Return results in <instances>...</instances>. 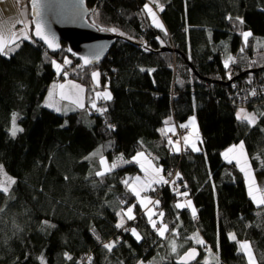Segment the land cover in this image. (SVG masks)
<instances>
[{"label":"trees","instance_id":"1","mask_svg":"<svg viewBox=\"0 0 264 264\" xmlns=\"http://www.w3.org/2000/svg\"><path fill=\"white\" fill-rule=\"evenodd\" d=\"M85 1L95 7L89 23L117 36L96 66L100 86L91 82V67L65 43L50 50L33 39L21 40L19 48L0 56V164L16 181L7 194L0 192V264H176L190 248L199 251L194 264H247L237 241L250 242L257 264H264V206L250 200L244 174L222 155L243 141L255 181L264 186V0H159L163 29L143 11L148 0ZM244 31L252 33L246 47ZM161 43L168 50H161ZM229 56L235 62L225 68ZM65 58L71 63L57 74L51 61L61 64ZM65 71L85 85L86 104L63 114L43 101L55 79L66 78ZM105 90L112 95L109 101L95 95ZM93 102L108 111L101 115ZM241 108L255 113L254 126L237 120ZM13 114L23 129L15 137ZM191 117L201 136L199 152L183 142L188 128L179 133ZM168 119L174 134L161 131ZM169 139L179 141V152ZM137 152L160 166L165 179L179 172V190L187 185L181 192L188 196L180 199L167 184L148 192L159 197L164 212L169 231L163 239L122 183L140 173L135 163L95 175L101 157L113 161L123 154L131 160ZM92 153L97 155L86 160ZM189 200L191 208L174 207ZM130 204L136 205V219L124 217V227L136 228L140 241L115 227L116 213ZM194 234L205 244L189 239ZM112 241L109 252L103 244Z\"/></svg>","mask_w":264,"mask_h":264},{"label":"snow or ice","instance_id":"2","mask_svg":"<svg viewBox=\"0 0 264 264\" xmlns=\"http://www.w3.org/2000/svg\"><path fill=\"white\" fill-rule=\"evenodd\" d=\"M33 2L35 3V0H33ZM153 3L156 5L159 11H163V6L159 4V0H148V2L144 3L143 5V11L147 13L148 17H150L154 26H156L157 28L163 29L164 28L163 24L159 21L156 15V12L150 6V4H153ZM228 19L231 20L233 18L229 16ZM235 19L238 20L240 24L244 23V20L242 17H236ZM18 23H20V21H18ZM107 31L116 32L117 29L110 28V29H107ZM34 36L38 38L39 40H42L50 49H55L56 47H58V45L55 44L54 40L45 34L43 26L39 22L35 24ZM242 36H243L244 45L246 47L248 45V38L252 36V33L251 31H244L242 32ZM21 37L23 40L30 39V37L26 34L24 28H21L19 30V35L13 32L10 40H6L4 35L0 33V56L7 55L8 52L14 51V48L12 47V45H15V48H19L20 45L16 41L17 39ZM241 51H243V48L241 49ZM45 55H47V53H45ZM230 61L233 63L235 62L233 58L229 56L228 59L225 60L224 62L225 68H228ZM51 63L53 67L55 68L56 72L58 74H61L62 72L61 64L57 63L55 60H52ZM70 63L71 61H69L67 58L64 59L65 65L70 64ZM84 63L85 65H87L88 63H90V61L88 59H84ZM140 71H145V69L141 68ZM148 71H154V70H148ZM62 74L65 77L67 76L66 71L63 72ZM91 76H92L93 81L98 84L100 73L93 71L91 73ZM229 78H231V76H229ZM250 82L251 81H249V83ZM57 87L61 90L59 94L61 100H70V102L74 104L77 108L83 109L85 107L82 96H81V93H83L84 89L80 85L72 84V88L76 90L74 96L63 91V89L65 88L64 84H59L57 85ZM256 94H257L256 89H252L250 95L255 96ZM52 95L53 93L50 92L49 97H51ZM95 95L97 98H102L105 101H109L112 99L111 93L107 90L103 92H96ZM45 106L49 108H53L57 112L61 111L59 107L55 106L50 101L46 103ZM91 107L94 108L96 111H98L101 115H103L105 112L108 111L106 107L97 108L95 102L92 103ZM260 115L264 116V113H260ZM16 118H17L16 114H13V117H12L13 123H12V128L10 130V134L13 137H15L18 132L23 131L22 128H19L16 126L15 124ZM236 118L237 120L241 122L246 121L249 126H254L256 124V116L252 113H247L244 109H240L239 111H237ZM189 123L194 124L195 118L191 117L189 120ZM106 127L114 131L116 126L114 124L106 122ZM180 127L187 128L188 125L181 124ZM161 131L165 133L172 132L173 134L175 132L173 128L162 129ZM183 142L186 146L191 147V151L193 152L200 151V148L197 147L195 143H190L189 136L187 135L184 136ZM200 142L202 143V141ZM168 144L172 145L173 150L175 152L180 151V147L178 146L179 141H173L172 139H169ZM95 155H97V153H92L90 154V156L85 157V159L86 160L90 159L91 156H95ZM222 155L224 156V158L227 160L229 164L235 161V163L239 166L240 171L244 174L246 185H247V194L250 200L258 207L264 206V186L257 185L255 181V178L253 175V169L251 168V165L248 163V158L245 152L244 142L241 141L239 144L229 147L224 153H222ZM132 162H135L140 165L141 170L145 173V176L148 177V179L142 181L141 178L137 176L134 178V180L131 183L128 180H124L122 181V183H124L125 186L128 188V190L136 197L137 202L139 203L141 208L145 210V215L148 217V223L151 225V227L156 232V234L160 238L163 239L165 237V234L169 231L168 225L164 223L162 219L158 221L157 219H153V217L158 216L159 218H162L164 216V212L161 211L159 213H155L152 211L151 208L148 207V205L150 204L158 206L159 200H152L151 197L142 196L141 194L147 190L155 191V189L152 187L154 184H168L170 182L172 184H175V181H169L165 179V177L161 175L162 170L158 167H154L150 160L145 159L143 152H137L136 155L132 157V160H125L123 154H121L120 156L116 158L114 162L111 163L110 166H108L104 158L101 157L100 164L104 166V170L97 171L95 175L103 176L105 175V173H110L112 170L117 168L120 165V163H132ZM0 173H3L4 176L6 177L5 180L0 181V192L7 194L9 192V188L11 187V185L15 184L16 181L12 177L8 176L7 173L4 172V166L2 164H0ZM172 175L173 173H168V176H172ZM175 176L177 178H182L179 172L175 173ZM65 179H67V177H65ZM184 186L187 187L186 184ZM177 194L180 196H185V197L188 196V192L186 191L178 192ZM125 203L126 201H123V200L121 201L122 205ZM135 207H136L135 204H130L127 206L126 209L122 208L120 212H117L116 215L120 217V220L116 223L115 227L118 229L124 228V230L126 232H130L131 235L134 236L137 241H140L142 237L137 232L136 228L133 227L129 229V228L124 227L125 226L124 217H126L127 220L129 221L136 219V216L134 214ZM174 207L176 209H184L186 207L191 208L192 204L190 200L187 201L186 203H182L178 201ZM192 216L194 219L196 218V210L194 208L192 209ZM43 223L45 225H48L49 222L43 221ZM51 227H55V225H51ZM228 238L230 240L236 241V236L234 233H229ZM97 239H99V237H97ZM189 239H195L196 242L200 245L205 244V241L203 239H199L198 236H196L195 234L192 237H189ZM237 243H238L237 251L239 253H242L247 258V264H257L256 258L253 254L251 243L248 241H243V242L237 241ZM115 244H116V241H112V242L104 243L103 247L106 248L109 252H111L112 249L115 247ZM172 251L173 252L176 251L175 246L172 247ZM218 251H219V245H217V252ZM197 255H198L197 250L194 248H190L180 257V259L177 261V264H190V261L195 260ZM65 256L68 259H71V256H69L67 253H65ZM90 259L91 257H89V260Z\"/></svg>","mask_w":264,"mask_h":264},{"label":"water","instance_id":"3","mask_svg":"<svg viewBox=\"0 0 264 264\" xmlns=\"http://www.w3.org/2000/svg\"><path fill=\"white\" fill-rule=\"evenodd\" d=\"M29 7L33 40L48 48L42 40L34 36L35 24L39 22L45 34L58 45L55 49H48L57 50L62 43H65L69 53L84 67L95 66L103 61L117 38L111 33L98 30L89 23L87 17L95 7L88 8L85 0H35V3L29 0ZM161 50H168V48L161 43ZM84 59H88L90 63L85 65ZM196 250L198 255L195 260L190 261V264L198 260L199 251Z\"/></svg>","mask_w":264,"mask_h":264},{"label":"rangeland","instance_id":"4","mask_svg":"<svg viewBox=\"0 0 264 264\" xmlns=\"http://www.w3.org/2000/svg\"><path fill=\"white\" fill-rule=\"evenodd\" d=\"M27 1V0H26ZM19 5H18V8L19 9H26L27 10V13H26V16H27V14H28V11H29V2L27 1V3H18ZM150 6L153 8V10L156 12V15H157V17H158V19H159V21L161 22V20H160V18H159V10L157 9V7H156V5L153 3V4H150ZM151 23H152V21H151ZM162 23V22H161ZM153 24V23H152ZM28 33H31V31H32V23H31V17H29V14H28V19H27V30H26ZM17 34H19V32L17 33ZM4 35V37H6V33H4L3 34ZM138 43H139V45L140 46H142L143 47V43H144V41L143 40H138L137 41ZM17 43H19V42H17ZM167 43V42H166ZM169 45H172L171 43H168ZM263 45H264V42H263ZM168 46V45H167ZM12 47L14 48V50L16 49L15 48V45H12ZM13 51H11V52H8L9 54L10 53H12ZM55 60V59H54ZM56 61V60H55ZM58 63V62H57ZM60 64V63H59ZM61 66H66L65 64H64V62H62L61 63ZM97 65H95V66H90L91 68V73L93 72V71H96V72H98V73H100V70H99V68L98 67H96ZM88 67V66H87ZM86 67V68H87ZM70 69V68H69ZM71 70H73L72 68H71ZM58 74V73H57ZM91 82L93 83V85L94 86H96V87H98V86H100L101 85V76H99V82H98V84L96 83V82H94L93 81V79H92V76H91ZM59 84H64L65 85V88L63 89V91L64 92H66V93H68V94H70V95H75V92H76V90L75 89H73L72 88V84H77V85H80L83 89H84V91H83V93H81V96H82V99H83V101L85 100L86 101V87H85V85L84 84H82V82L81 81H79V80H75L73 77H68V76H66V78H64V79H61V80H59V78H56L55 79V81L51 84V86H50V88H49V90H48V92H47V94H46V96H45V98H44V101H43V105L45 106V104L46 103H48L49 101L50 102H52L55 106H57V107H59L60 109H62V110H64L62 113L63 114H66V113H68L69 111H67V110H69V109H67V108H71L69 105H68V103L69 104H71L72 105V103L70 102V100H61L60 99V89L57 87V85H59ZM58 90H59V92H58ZM50 92H52L53 93V95L51 96V97H49V93ZM86 103L84 102V105H85ZM241 109H243V108H241ZM66 110V111H65ZM240 109H238L237 111H239ZM247 113H252V114H254L255 115V113L253 112V111H250V110H248V109H244ZM237 113V112H236ZM195 118V117H194ZM190 120V119H189ZM189 120L185 123V124H187L188 125V133L187 134H185L184 136H189V141H190V143H195L196 144V146L197 147H199V145H200V141H201V136H200V134H199V129H198V125H197V122H196V119H195V123L194 124H192V123H189ZM246 122V121H245ZM17 126V125H16ZM18 127V126H17ZM167 128H173L174 130H175V126H174V124L171 122V120L170 119H168V121H167V123L165 124V129H167ZM183 136V137H184ZM173 140H174V138H173ZM226 151V150H225ZM224 151V152H225ZM144 158L145 159H147V160H150L145 154H144ZM104 160L106 161V164L108 165V166H110L111 165V163L112 162H114L115 160H113V161H109L108 159H105L104 158ZM132 160V159H131ZM151 162H152V164H153V166L154 167H158V168H160L161 169V167L160 166H158V165H156L155 164V162L154 161H152V160H150ZM133 163H135V162H133ZM123 164H125V163H120V165L119 166H121V165H123ZM138 167H139V169H140V173H138V174H136V175H134V176H131V175H127L126 176V179L131 183L133 180H134V178L135 177H137V176H139L140 178H141V180L143 181V180H146V179H148V177H146L145 176V173L141 170V168H140V165L139 164H137V163H135ZM118 166V167H119ZM104 170V166H102L101 167V171H103ZM162 170V169H161ZM161 175H163L164 176V173H163V171H161ZM6 179V177L4 176V174L3 173H0V181H3V180H5ZM167 180H168V177H167ZM156 185H160V184H154L152 187H154V186H156ZM150 190H147V191H145V192H143L141 195H144V196H147V197H151L152 198V200H158L156 197H152V196H150V195H148V192H149ZM152 191V190H151ZM136 201H137V199H136ZM148 207L149 208H151L152 209V211L153 212H155V213H159L160 211H159V209H158V206L157 205H152V204H150V205H148ZM153 219H157L158 221L160 220V219H162V218H159L158 216H154L153 217ZM173 246H175L176 248H177V242L175 241V240H173L172 242H171V249H172V247ZM208 259H209V256L206 258V260L208 261ZM139 264H150L149 262H141V263H139Z\"/></svg>","mask_w":264,"mask_h":264},{"label":"crops","instance_id":"5","mask_svg":"<svg viewBox=\"0 0 264 264\" xmlns=\"http://www.w3.org/2000/svg\"><path fill=\"white\" fill-rule=\"evenodd\" d=\"M27 1L26 0H0V33H2V34L6 33V37H5L6 40H10L12 33L13 32L18 33L21 28L25 29L26 34L30 37L29 40L33 39L32 34L28 33L26 31L27 30V19H28L29 11H28V14L26 16L27 10L18 8L19 2L20 3H27ZM18 21H20V23H18ZM25 25H26V27H25ZM21 40H23L22 37L17 39L16 42H19ZM58 92H59V90H58ZM69 106L71 107V108H67V109H69V110H67L69 112L78 109L74 104H72V105L70 104ZM47 108H49V107H47ZM50 109L54 110L53 108H50ZM63 111L64 110L61 109V111L58 113H62ZM172 123H173V121H172ZM188 147H190V146H188ZM233 162L235 163V161H233Z\"/></svg>","mask_w":264,"mask_h":264},{"label":"built area","instance_id":"6","mask_svg":"<svg viewBox=\"0 0 264 264\" xmlns=\"http://www.w3.org/2000/svg\"><path fill=\"white\" fill-rule=\"evenodd\" d=\"M184 130H185V129L181 127V129L179 130V133H183ZM175 137H177V136H175ZM175 137H174V140H175ZM169 173H171V172H169ZM168 180H169V181H175V184H172V183L170 182V183H168L167 185H168L169 188H173V189L176 191V195L178 196V199H180V198H179V195H178L177 193H178V192H181L182 189H185L184 186H181V187H180V190H179V188H178V186H177V185L180 183V178H177V177L175 176V173H173L172 176H168ZM158 195L160 196V194H158ZM156 198H159V197L157 196Z\"/></svg>","mask_w":264,"mask_h":264},{"label":"bare ground","instance_id":"7","mask_svg":"<svg viewBox=\"0 0 264 264\" xmlns=\"http://www.w3.org/2000/svg\"><path fill=\"white\" fill-rule=\"evenodd\" d=\"M28 2H29V0H28Z\"/></svg>","mask_w":264,"mask_h":264}]
</instances>
